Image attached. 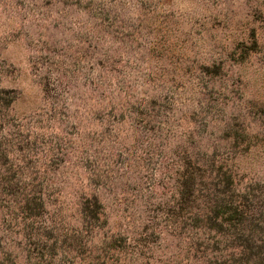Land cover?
<instances>
[{"label":"rangeland","instance_id":"1","mask_svg":"<svg viewBox=\"0 0 264 264\" xmlns=\"http://www.w3.org/2000/svg\"><path fill=\"white\" fill-rule=\"evenodd\" d=\"M0 264H264V0H0Z\"/></svg>","mask_w":264,"mask_h":264}]
</instances>
